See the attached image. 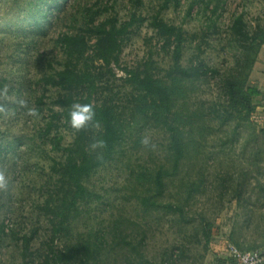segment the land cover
<instances>
[{
  "label": "rangeland",
  "instance_id": "374dc122",
  "mask_svg": "<svg viewBox=\"0 0 264 264\" xmlns=\"http://www.w3.org/2000/svg\"><path fill=\"white\" fill-rule=\"evenodd\" d=\"M161 4L162 0H0V89L9 86V99L0 102L10 109L7 116L0 113V169L9 179L8 187L0 190V264H33L48 249L47 244H52V238L57 239L44 203L57 178L53 167L65 159L63 148L75 138V130L64 117L54 115L62 113L63 106L56 100L66 91L51 77L57 78L67 57L60 41L63 35L84 36L87 47L83 58L74 59L75 67L82 68L84 63L95 66L98 90L94 100L109 101L124 119L132 115L134 92L128 70L149 67L154 74H165L171 63L170 42L150 23L158 14L184 29L187 39L182 64H191L199 55L220 70L219 75L188 82L189 108H197L210 119L213 102H224L220 77L239 54L236 42L230 40L232 20L242 13L252 29L264 18V0ZM134 12L144 20H137L122 36L119 62L111 63L108 69L92 59L96 28L101 22L110 17L119 25ZM248 85L254 86V64ZM81 96L75 95V102L82 103ZM21 98L26 107L15 102ZM28 108H35L39 115L29 116ZM251 116L264 128L254 111ZM132 125L115 153L83 178L89 194L72 221L74 233H95L102 227L115 230L109 233L100 264H143L138 251L154 264H234L230 245L242 250L264 246V199L258 200L264 195L260 190L264 168L258 165L248 131L223 150L216 138L205 141L200 151L191 150L187 177L183 182L170 177L163 198L173 200L180 184L188 182L197 190L189 198L184 216H178L161 207L146 210L141 202L143 179L140 182L130 173L131 169H157L165 161L170 167L165 158L168 135L148 127L142 119L137 118ZM213 128L224 139L236 136L230 126L225 130L213 121ZM96 136V130L89 127L87 140L91 143ZM143 138L149 139L148 146L141 143ZM243 175L246 185L237 201L232 186ZM258 179L262 185L257 184ZM206 221L211 227L207 244L202 232ZM172 247L178 255L171 259L167 253Z\"/></svg>",
  "mask_w": 264,
  "mask_h": 264
},
{
  "label": "trees",
  "instance_id": "16d2710c",
  "mask_svg": "<svg viewBox=\"0 0 264 264\" xmlns=\"http://www.w3.org/2000/svg\"><path fill=\"white\" fill-rule=\"evenodd\" d=\"M136 2L140 3L141 0ZM170 3L177 6L180 0H162L161 7H167ZM191 8L192 5H190ZM151 19V25L158 33L165 36L167 42H170L169 45L172 46L171 63L165 74H154L149 67L128 70V81L134 88V92L133 103L130 106L132 115L124 119L119 116L117 108L109 101L94 100L98 90V74L95 66L92 65V68L84 63L82 68L75 67L74 59L83 58L87 47L84 36L65 34L60 38L67 57L63 67L57 72V78L51 77L66 91L56 100L63 106L62 113L56 112L54 115L62 116L65 121H68L69 109L75 102V95L81 93L82 96L79 99L82 103H92L95 106V119L101 124L100 130L96 131V138L104 139L107 146L104 149H97L96 152L89 151L88 127L75 132L72 144L63 148L66 150L65 159L59 161L58 167H53L57 178L44 203V208L50 211L48 213L52 217L51 222L57 239L52 238V244H47L48 249L41 253L33 264H100L102 250L105 249L109 233L115 230L102 227L96 229L95 233L86 234L82 231L74 233L72 221L80 213L79 206L89 194L83 178L115 153L117 147L122 145L127 134L126 130L129 126H133L132 123L137 118L142 119L148 127L161 129L168 135L165 158L171 164L168 167L166 161L161 162L154 170L131 169L130 173L135 174L134 178L140 182V179H143L144 195L141 197V202L146 210L161 207L170 214L184 216L189 198L193 191L197 190L191 189L188 186L189 182L180 184L177 194L172 196L173 200H164L167 180L170 177H177L183 182L188 175L186 164L191 159V150L194 148L196 149L194 152L200 151L202 144L211 138L218 139L223 150L226 146L239 141L243 131H248L253 138L252 148H256L258 154V165L264 168V128L257 126L251 116L256 104L254 96L258 91L254 86L248 85L252 65L256 61L260 48L264 45V18L252 29L248 28L242 13L233 18L230 40L236 42L239 54L235 57L234 65L220 77L225 99L222 103L213 102L209 112L213 111L214 114L210 119H208L210 115L204 117L201 111L198 113L197 108H189L187 84L207 76L219 75L220 70L209 65L199 55L191 64H182L181 58L187 39L184 29L164 21L158 14ZM137 20L143 21L144 17L137 16L134 12L119 25L116 19L110 17L102 21L96 28L92 59L99 60L101 65L108 69H111V63H118L122 36ZM213 121L225 130L227 126H230L233 129L232 132L236 134L234 140L218 136L219 132L213 131ZM97 153H102L103 158L98 159ZM195 156L199 158L198 154ZM245 180L246 177L243 175L240 181L232 186L235 187L233 192L237 201L241 200L240 196L246 185ZM257 184L262 185V181L258 179ZM260 190L264 192V186H260ZM158 199H161L160 202ZM262 199L264 195L259 196L258 200ZM261 218H264V214H261ZM202 232L207 244L211 236L209 222H205ZM55 240L59 243H55ZM28 246L29 239L24 249L27 250ZM138 252L143 264H154L153 261L144 257L142 252ZM167 254L172 259L178 255V251L172 247ZM23 255L25 256V253ZM230 261L234 262L233 259Z\"/></svg>",
  "mask_w": 264,
  "mask_h": 264
},
{
  "label": "clouds",
  "instance_id": "9594fccd",
  "mask_svg": "<svg viewBox=\"0 0 264 264\" xmlns=\"http://www.w3.org/2000/svg\"><path fill=\"white\" fill-rule=\"evenodd\" d=\"M9 86L6 84L2 89H0V101H6L9 99L8 96ZM21 107H26V101L24 99H18L15 101ZM10 109H8L4 103L0 102V113L5 116L9 115ZM27 114L29 116L36 117L38 112L35 108H28ZM95 106L92 103H79L73 102L69 109V118L67 123L69 126L75 130V132H80L81 130L91 127L96 131H99L101 124L95 119ZM141 143L148 146L150 141L148 138H143ZM107 143L104 139L94 138L89 145L90 151H96L97 149L106 148ZM97 158L102 159V153H97ZM9 179L3 169H0V190H5L8 187Z\"/></svg>",
  "mask_w": 264,
  "mask_h": 264
},
{
  "label": "crops",
  "instance_id": "0c3cea01",
  "mask_svg": "<svg viewBox=\"0 0 264 264\" xmlns=\"http://www.w3.org/2000/svg\"><path fill=\"white\" fill-rule=\"evenodd\" d=\"M254 88L258 91L255 97L254 115L262 120L264 127V45L260 48L254 63Z\"/></svg>",
  "mask_w": 264,
  "mask_h": 264
},
{
  "label": "built area",
  "instance_id": "2783aa9c",
  "mask_svg": "<svg viewBox=\"0 0 264 264\" xmlns=\"http://www.w3.org/2000/svg\"><path fill=\"white\" fill-rule=\"evenodd\" d=\"M229 253L234 264H264V246L259 250H242L235 245H230Z\"/></svg>",
  "mask_w": 264,
  "mask_h": 264
}]
</instances>
